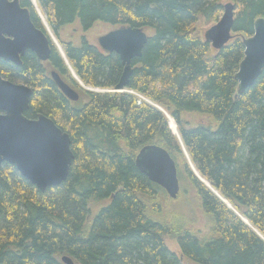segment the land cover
I'll return each mask as SVG.
<instances>
[{
  "label": "trees",
  "instance_id": "1",
  "mask_svg": "<svg viewBox=\"0 0 264 264\" xmlns=\"http://www.w3.org/2000/svg\"><path fill=\"white\" fill-rule=\"evenodd\" d=\"M38 1L57 36L74 21L83 31L100 21L143 28L148 38L128 85L113 91L123 71L115 52L81 36L77 45L59 40L63 56L31 0H20L48 37L50 56L42 62L27 51L19 66L0 59V75L32 88L25 116L51 118L69 135L74 158L66 180L44 192L0 164V264H64L63 255L73 264H183L182 257L264 264V68L241 94L235 78L242 39L264 18V0H231L232 39L220 50L198 24L218 21L222 0ZM51 71L80 90L77 101L60 92ZM147 144L175 161V199L137 169ZM191 194L203 228L190 219ZM99 201L107 203L91 212Z\"/></svg>",
  "mask_w": 264,
  "mask_h": 264
},
{
  "label": "water",
  "instance_id": "2",
  "mask_svg": "<svg viewBox=\"0 0 264 264\" xmlns=\"http://www.w3.org/2000/svg\"><path fill=\"white\" fill-rule=\"evenodd\" d=\"M222 15L203 33V39L214 50H220L232 39L235 5H222ZM254 32L242 39L244 56L235 78L237 93L252 86L264 68V18L253 24ZM148 35L143 28L119 25L98 37V46L105 52H115L123 71L113 91H122L129 83L133 72L131 61L140 58ZM26 51L33 52L40 61L50 56L49 39L37 28L27 8L19 0H0V59L17 66ZM51 78L62 94L77 101L79 94L65 83L55 71ZM32 88L24 83L12 82L0 75V164L14 165L18 172L44 192L66 180L74 158L69 135L44 114L28 118ZM135 165L150 181L162 187L167 195L175 199L179 192V180L175 161L163 147L147 144L140 148ZM64 264H73L68 255H63Z\"/></svg>",
  "mask_w": 264,
  "mask_h": 264
},
{
  "label": "rangeland",
  "instance_id": "3",
  "mask_svg": "<svg viewBox=\"0 0 264 264\" xmlns=\"http://www.w3.org/2000/svg\"><path fill=\"white\" fill-rule=\"evenodd\" d=\"M32 3L34 4V8L35 10L37 11L38 15L40 16V20L46 30V33L48 34V36L50 37L51 41L53 42V44L58 48V50L61 52V54L64 56V53L62 51V47L60 45V42L59 40L62 39L64 41H69L71 42L72 44L74 45H77L80 43V37L81 36H84L86 38V40H88L89 43H91L92 45L94 46H98V43H97V39L100 35L102 34H105L107 33L108 31L116 28V26L114 25H111V24H108V23H103V22H100V21H97L95 23H93V25L86 31H83L81 28H80V25L77 21H74L73 23L71 24H67V25H64L62 28H60L58 30V34L59 36H57L51 26L48 24V21H47V17H46V13H45V10H43L39 4L37 3V0H31ZM226 2H232L231 0H222L221 3L222 5ZM212 23H205V22H200L198 24V32H200V35L203 37V33L204 31L209 27L211 26ZM152 31L149 30V33H151ZM146 33H148V31L146 30ZM70 69V68H69ZM70 73L72 76H74L76 78V80L78 81V83L85 89L87 90H93L94 88H91V87H88L86 85H84L83 83L80 82V80H78V78L76 77V75L74 74L73 70L70 69ZM79 94L81 93L80 90L70 84ZM96 90H99L101 91V89H96ZM176 135L177 134V129H176V126H175V130L173 131ZM183 197V196H181ZM185 197V196H184ZM187 205H188V213L190 215V219L191 218H194V220L196 221L195 223L200 226L201 228L204 227V217L202 215V212L200 210V208L198 206H196V203H194V198H193V195L191 194L188 199H187ZM107 203V201H99L97 202L96 204L94 205H91L90 206V211L91 212H94L96 211V209ZM192 220V219H191ZM165 243L167 245V247L169 248V250L175 252L177 255H180L181 252H180V249H179V246L177 245V242L175 241L174 238H172L171 236L167 235L165 237ZM182 260V263L183 264H194L192 263L191 261H189L188 259H186L185 257H182L181 258Z\"/></svg>",
  "mask_w": 264,
  "mask_h": 264
},
{
  "label": "flooded vegetation",
  "instance_id": "4",
  "mask_svg": "<svg viewBox=\"0 0 264 264\" xmlns=\"http://www.w3.org/2000/svg\"><path fill=\"white\" fill-rule=\"evenodd\" d=\"M19 2H20V0H19ZM32 2V1H31ZM37 3L39 4V6L43 9V10H45L41 5H40V2L37 0ZM33 4V3H32ZM20 5H21V7H24V8H27L28 10H29V13H30V18H31V12H30V9L28 8V7H26V6H23L22 4H21V2H20ZM33 6H34V4H33ZM45 13H46V11H45ZM46 17H47V14H46ZM31 21H32V19H31ZM33 22V21H32ZM34 24V23H33ZM35 25V24H34ZM38 28V27H37ZM40 29V28H39ZM27 52V51H26ZM33 53V52H32ZM49 59V58H48ZM47 59V60H48ZM46 60V61H47ZM3 61V60H2ZM46 61H42V62H46ZM5 62V61H4ZM11 63V62H10ZM52 72V71H51ZM51 72H50V77H51ZM56 72V71H55ZM60 76V75H59ZM60 78H61V76H60ZM62 79V78H61ZM63 80V79H62ZM52 81H53V79H52ZM65 83H67L71 88H73L71 85H70V83L69 82H66L65 80H63ZM54 82V81H53ZM57 86V85H56ZM74 89V88H73ZM60 90V89H59ZM75 90V89H74ZM61 92V91H60ZM62 93V92H61Z\"/></svg>",
  "mask_w": 264,
  "mask_h": 264
}]
</instances>
